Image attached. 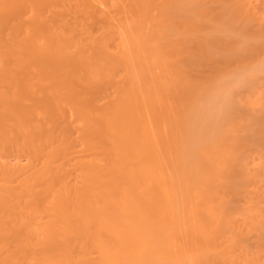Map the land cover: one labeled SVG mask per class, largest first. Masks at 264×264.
Segmentation results:
<instances>
[{"label": "bare ground", "instance_id": "bare-ground-1", "mask_svg": "<svg viewBox=\"0 0 264 264\" xmlns=\"http://www.w3.org/2000/svg\"><path fill=\"white\" fill-rule=\"evenodd\" d=\"M252 1L0 0V264H264Z\"/></svg>", "mask_w": 264, "mask_h": 264}, {"label": "rangeland", "instance_id": "rangeland-1", "mask_svg": "<svg viewBox=\"0 0 264 264\" xmlns=\"http://www.w3.org/2000/svg\"><path fill=\"white\" fill-rule=\"evenodd\" d=\"M257 1V2H256ZM255 2H256V4H253V2H254V0L252 1V5H253V8L256 10V11H258V12H260L261 11V8H262V6L264 5V0H256ZM256 154H254V156H255ZM264 181H261L259 184H264L263 183ZM263 186V185H262ZM262 188H264V186L262 187Z\"/></svg>", "mask_w": 264, "mask_h": 264}]
</instances>
